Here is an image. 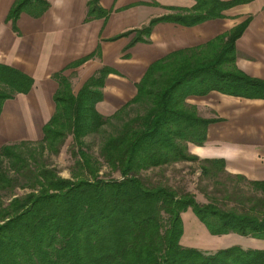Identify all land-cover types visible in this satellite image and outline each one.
<instances>
[{"label": "trees", "instance_id": "obj_1", "mask_svg": "<svg viewBox=\"0 0 264 264\" xmlns=\"http://www.w3.org/2000/svg\"><path fill=\"white\" fill-rule=\"evenodd\" d=\"M97 1L86 0L84 21L108 14ZM246 1L194 0L193 13L151 19L146 27L118 36L134 33L131 46L144 42L140 36H147L156 22L190 26ZM46 6L43 0H15L7 19L14 29L20 12L38 17ZM246 23L202 46L173 51L150 63L134 84L133 97L108 116L101 115L96 105L111 69H98L75 94L65 76L53 74L57 85L53 111L40 127L36 143L40 151L56 155L70 138L69 177L62 178L54 168L38 162L34 151L24 149L30 141L0 146V157L7 160L5 171L0 160V264H264V249L233 244L209 251L180 244V215L185 212L210 236L231 234L264 242V181L235 175L259 196L237 195L230 206L221 207L212 199L197 203L191 193L162 183L148 185L141 175L192 162L199 164V176L224 174L222 160L188 154L187 144L204 143L211 120L198 118L185 99L211 91L264 99V81L249 78L233 66V43ZM94 53L99 54V49ZM31 84L30 78L0 65V111L5 100L27 93ZM131 105L133 110L128 112ZM106 125L110 131L101 135L94 156L84 138L101 134ZM15 188L27 193L10 194ZM1 194H10L6 202Z\"/></svg>", "mask_w": 264, "mask_h": 264}, {"label": "crops", "instance_id": "obj_2", "mask_svg": "<svg viewBox=\"0 0 264 264\" xmlns=\"http://www.w3.org/2000/svg\"><path fill=\"white\" fill-rule=\"evenodd\" d=\"M14 1L0 0V65L30 78L32 84L27 93L15 94L3 102L0 142L14 134L12 127L17 125L18 118L29 127L37 120L40 125L46 123L53 111L56 84L51 76L55 73L66 76V72L79 70V74L90 62H95L90 69L86 68V79L102 67L111 69L100 88L102 100L109 95L124 101L134 94V84L150 63L173 51L202 46L246 20L233 43V66L249 78L264 81V0L235 4L220 10L219 17L190 26L156 22L147 36H140L144 42H134L131 46L134 33L118 35L142 29L151 19L193 13L194 0H98V6L108 14L89 21H84L86 0H43L47 6L40 16L20 12L12 29L7 13ZM96 48L99 54L94 53ZM88 55L91 56L72 66ZM185 103L195 107L200 118L211 120L206 126L203 145H188V153L198 159L222 160L228 174L247 181H264V99L211 91L204 96H189ZM180 217L183 246L216 250L237 244L264 249L261 240L231 234L217 240L191 213H182ZM229 237L235 241L226 244Z\"/></svg>", "mask_w": 264, "mask_h": 264}, {"label": "rangeland", "instance_id": "obj_3", "mask_svg": "<svg viewBox=\"0 0 264 264\" xmlns=\"http://www.w3.org/2000/svg\"><path fill=\"white\" fill-rule=\"evenodd\" d=\"M180 15H183V14H180ZM133 37L134 35H132L131 38ZM94 63L95 62H90L89 66L87 67L85 66V69H82L81 72H79V74L77 73L79 70L77 72H74V71L68 72V73L66 72L65 77L68 79L72 94H75V92L77 91L81 83L86 79L87 75L85 74L87 73V70L90 69ZM85 70L86 72L84 73ZM133 95L134 94L125 98L124 101H122L123 99H121L120 97H110L109 95H106V98L103 100L101 99L100 102L96 105L97 111L103 116H108L112 114L115 110H117L120 106H122L124 103H126L128 100H130L133 97ZM120 101H122V103ZM132 106L133 105L127 108L128 112L133 110ZM191 107H192L191 110L194 112V114L198 118H200L199 117L200 114L195 109V107L193 106ZM39 111L41 112V110ZM47 111H49V108L47 109ZM43 114L45 115L46 113H43ZM41 126L42 125H40V121L38 122L37 120V122L34 123L32 127H29L26 124H24L23 119L18 118L17 125L12 127V131H14V134H12V136H7L5 140L0 142V144L4 143L3 145L5 144L10 145L14 142L30 141L31 144L26 145L24 149H30L31 151H34V153L36 154V157L39 158L38 162H41L47 165L48 167L54 168L60 177L68 178L72 160L70 159L66 151L70 144V138L67 137L65 139L63 145L60 147L59 152L56 155L47 152V150L40 151L39 149L40 144L36 142L39 141L41 138V133H40ZM109 131H110V127L106 125L102 128L101 134L99 133L95 135H89L84 138V143L88 145L89 147L88 151L91 152V154L95 156L97 152V148L99 146L101 135ZM188 145H192V144H187L186 148L188 147ZM0 160H3L4 162V164H2L4 167V171L7 170L6 169L7 165L5 164L7 160L5 158L2 159L1 157H0ZM198 166L199 164L197 162L178 163L175 165H171L169 167H164L160 171L156 169L152 171H146V172H143L141 175H142L143 180L148 185L155 184V183H162L164 185L174 188V190L178 192H185V191L189 192L194 196L197 203H207L210 201V199H212V201L215 200V202L219 204L221 207H223V205H226L225 207H228L232 204L231 200L235 198L237 195L246 196V197L250 195L259 196L258 194L259 192H257V190L254 189V187L247 184V182L245 181L238 180L235 177V175L224 172V174H218L217 177H202L201 175L199 176L198 169H197ZM8 169H11V168L9 167ZM106 171L107 170L102 169L101 173H106ZM110 176L112 178H117V174H110ZM25 193H27V190L15 188L14 190L11 191L10 194L19 196ZM1 195L4 197L3 198L4 202H6L5 200L9 198V195L7 196H4L3 194ZM215 238H217V240L220 239L219 236H216ZM234 241L235 240L232 239V237H229L227 238L226 244H229ZM205 247L206 246H204L203 249H205ZM206 249L211 251L214 248L208 247Z\"/></svg>", "mask_w": 264, "mask_h": 264}]
</instances>
